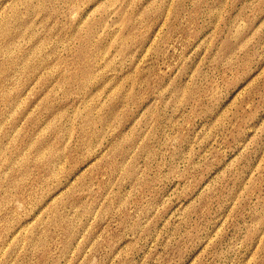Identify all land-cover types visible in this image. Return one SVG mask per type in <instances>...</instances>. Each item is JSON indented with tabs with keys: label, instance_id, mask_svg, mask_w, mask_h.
<instances>
[{
	"label": "rangeland",
	"instance_id": "374dc122",
	"mask_svg": "<svg viewBox=\"0 0 264 264\" xmlns=\"http://www.w3.org/2000/svg\"><path fill=\"white\" fill-rule=\"evenodd\" d=\"M0 264H264V0H0Z\"/></svg>",
	"mask_w": 264,
	"mask_h": 264
}]
</instances>
